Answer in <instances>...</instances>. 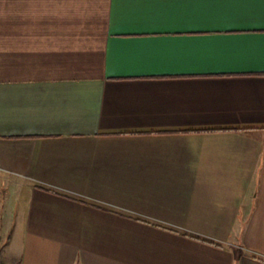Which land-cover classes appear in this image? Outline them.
I'll return each mask as SVG.
<instances>
[{
  "label": "crops",
  "instance_id": "crops-1",
  "mask_svg": "<svg viewBox=\"0 0 264 264\" xmlns=\"http://www.w3.org/2000/svg\"><path fill=\"white\" fill-rule=\"evenodd\" d=\"M9 264H264V0H0Z\"/></svg>",
  "mask_w": 264,
  "mask_h": 264
},
{
  "label": "rangeland",
  "instance_id": "rangeland-1",
  "mask_svg": "<svg viewBox=\"0 0 264 264\" xmlns=\"http://www.w3.org/2000/svg\"><path fill=\"white\" fill-rule=\"evenodd\" d=\"M4 247V242L2 239H0V251H1V248ZM3 257V252L2 254L0 253V264H9L7 261H5V259L2 258Z\"/></svg>",
  "mask_w": 264,
  "mask_h": 264
}]
</instances>
